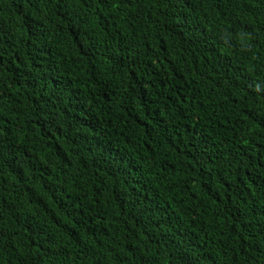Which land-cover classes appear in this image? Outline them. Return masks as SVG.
Wrapping results in <instances>:
<instances>
[{"label": "trees", "instance_id": "16d2710c", "mask_svg": "<svg viewBox=\"0 0 264 264\" xmlns=\"http://www.w3.org/2000/svg\"><path fill=\"white\" fill-rule=\"evenodd\" d=\"M0 264H264V0H0Z\"/></svg>", "mask_w": 264, "mask_h": 264}]
</instances>
